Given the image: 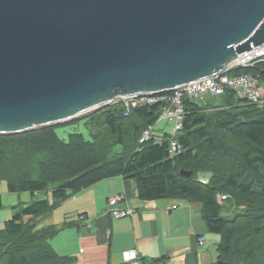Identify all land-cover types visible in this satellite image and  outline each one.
Here are the masks:
<instances>
[{
	"label": "trees",
	"instance_id": "trees-1",
	"mask_svg": "<svg viewBox=\"0 0 264 264\" xmlns=\"http://www.w3.org/2000/svg\"><path fill=\"white\" fill-rule=\"evenodd\" d=\"M263 68L259 62L229 73L256 74ZM117 103L81 119L90 140L78 132L69 133L67 140L57 135L56 128L80 120L0 135V180L6 181L7 191L33 195L51 190L53 198L13 207L14 214L0 228V264H74V257L59 256L49 242L72 223L37 227L35 219L70 195L114 176L134 179L140 200L201 202L208 230L220 235L211 264H264V106L249 104L232 90L203 100L186 98L175 137L180 149L171 155L170 133L161 142H139L143 130L158 122L163 102L134 107L128 115L122 102ZM132 116L141 120L131 125L133 137L122 123ZM104 128L111 140L107 146L100 142ZM223 135L228 142L220 143ZM114 146L122 149L114 153ZM188 171L190 175L184 173ZM202 175L207 176L204 183ZM220 195L226 196L222 203ZM24 216L30 218L23 222ZM165 258H142L140 264H165Z\"/></svg>",
	"mask_w": 264,
	"mask_h": 264
},
{
	"label": "water",
	"instance_id": "water-1",
	"mask_svg": "<svg viewBox=\"0 0 264 264\" xmlns=\"http://www.w3.org/2000/svg\"><path fill=\"white\" fill-rule=\"evenodd\" d=\"M259 45L264 0H0V135L169 92Z\"/></svg>",
	"mask_w": 264,
	"mask_h": 264
},
{
	"label": "crops",
	"instance_id": "crops-1",
	"mask_svg": "<svg viewBox=\"0 0 264 264\" xmlns=\"http://www.w3.org/2000/svg\"><path fill=\"white\" fill-rule=\"evenodd\" d=\"M152 132L163 137L170 129H157L155 124ZM202 177L201 180L207 178ZM40 193L44 192L20 193L25 201L21 206L39 199ZM46 193L51 195V202V190ZM120 193L124 194L126 205L135 211L127 217L114 219L108 214V198ZM14 212L9 214L12 216ZM79 214H84L80 221ZM6 217L4 214L0 221L4 222ZM29 218L24 216L23 222ZM64 221L72 224L61 229L49 242L59 256L74 257V264H125L122 253L128 249L136 250L144 259L166 256L165 264H211L217 256L216 247L220 241V235L207 228L201 202L140 200L136 181L123 176L98 181L35 219L37 227L59 226ZM200 235L205 237L201 245L197 243Z\"/></svg>",
	"mask_w": 264,
	"mask_h": 264
},
{
	"label": "built area",
	"instance_id": "built-area-1",
	"mask_svg": "<svg viewBox=\"0 0 264 264\" xmlns=\"http://www.w3.org/2000/svg\"><path fill=\"white\" fill-rule=\"evenodd\" d=\"M259 62L264 64V45L252 47L244 51L230 63V65L221 72L213 73L207 77L194 80L177 87L167 93H146L129 97H123L122 101L124 114L128 115L130 109L142 107L147 104L163 102L158 119H164L170 126L169 153L175 154L180 149L176 134L182 127V121L185 114L184 100L186 98L194 100H203L206 96H219L232 90L239 98L247 100L249 104L257 107L264 106V68L256 74H230L229 71L235 67L253 66ZM154 125H148L143 130L139 142L154 139L161 142L162 137L153 135ZM203 183L206 180H201ZM226 196L220 195L219 202ZM108 214L116 219L127 217L134 213L135 209L126 205L124 194H116L108 198ZM83 215L78 216V220L83 219ZM205 242V237H197L199 245ZM123 261L126 264H140L141 256L134 249H128L122 253Z\"/></svg>",
	"mask_w": 264,
	"mask_h": 264
},
{
	"label": "rangeland",
	"instance_id": "rangeland-1",
	"mask_svg": "<svg viewBox=\"0 0 264 264\" xmlns=\"http://www.w3.org/2000/svg\"><path fill=\"white\" fill-rule=\"evenodd\" d=\"M117 102H120V101L118 100V101H115V102H111V103H109L107 105H104V106H102V107H100V108H98V109H96V110H94L92 112H88V113H86L84 115H81L79 117H76V118L70 120L71 122L72 121H76V120H80V121H78V122H76V123H74L72 125H66V126H62V127L56 128L57 135L60 138H63L65 140H67L69 133L78 132V133L83 134L85 139L90 140L91 139L90 130L85 125L84 121H82L81 119L85 118L86 116H91V115H93L96 112H100L101 110H103L105 108L113 107L116 104L119 105ZM121 114L122 113L120 112V113H118L117 116L121 117L120 116ZM70 121H67V122L69 123ZM135 121H141V120L136 118V117H134V116L122 119V123H123V126H124L126 132L130 133V135L132 137L134 136V134H133V129H132L131 125ZM67 122H64V123H67ZM59 125H61V124H59ZM156 126H157V129L163 128L166 131H168L170 129V126L167 124V122L164 119H159L158 122L156 123ZM99 129H100V126H98V125H95V127L93 128V130H95L97 133H99L98 132ZM104 130H106V129L104 128L102 131H100L101 135L104 134L102 137H100V142H101V145H106L107 146V145L110 144L111 140H110L109 136L107 135V130H106V133H105ZM128 139L130 141L129 137H128ZM219 139L222 140L220 143H223V141L224 142H228V140L226 139V136H224V135L221 136ZM121 149L122 148L120 146H114L112 148V152L115 153V152L120 151ZM223 149L224 148L222 147V150ZM111 154L112 153H110V155ZM104 158H106V157H104ZM0 195H1V198H2V207L0 208V217L1 218L3 217L4 214H5V216H7L9 218L11 216V214H9V212L10 211H12V212L14 211L13 210L14 205H17L19 207L22 204H24V202H25V201H23L24 198H23L22 194H20V193H11V192L8 193L7 186H6V181L4 179L0 180ZM38 198L39 199L45 198V199L50 200L51 199V195L49 193L48 194L47 193H40L38 195ZM7 217H6V219H7ZM3 225H4V222L0 221V228H3Z\"/></svg>",
	"mask_w": 264,
	"mask_h": 264
},
{
	"label": "clouds",
	"instance_id": "clouds-1",
	"mask_svg": "<svg viewBox=\"0 0 264 264\" xmlns=\"http://www.w3.org/2000/svg\"><path fill=\"white\" fill-rule=\"evenodd\" d=\"M120 99H121V98H118V99L114 100L113 102L118 101V100L121 101ZM121 102H122V101H121Z\"/></svg>",
	"mask_w": 264,
	"mask_h": 264
}]
</instances>
